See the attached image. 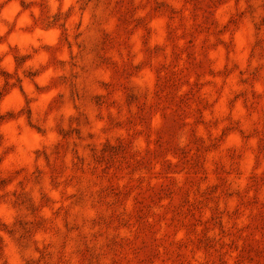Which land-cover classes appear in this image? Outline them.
Wrapping results in <instances>:
<instances>
[{
	"label": "clouds",
	"instance_id": "1",
	"mask_svg": "<svg viewBox=\"0 0 264 264\" xmlns=\"http://www.w3.org/2000/svg\"><path fill=\"white\" fill-rule=\"evenodd\" d=\"M0 264H264V0H0Z\"/></svg>",
	"mask_w": 264,
	"mask_h": 264
}]
</instances>
